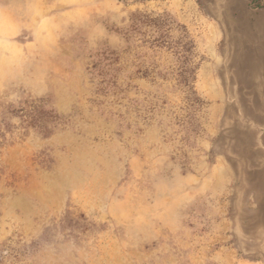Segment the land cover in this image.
<instances>
[{"label": "rangeland", "instance_id": "374dc122", "mask_svg": "<svg viewBox=\"0 0 264 264\" xmlns=\"http://www.w3.org/2000/svg\"><path fill=\"white\" fill-rule=\"evenodd\" d=\"M0 264H264V0H0Z\"/></svg>", "mask_w": 264, "mask_h": 264}]
</instances>
